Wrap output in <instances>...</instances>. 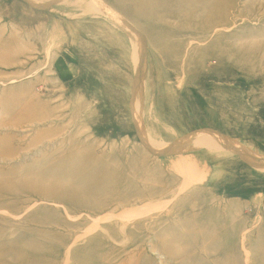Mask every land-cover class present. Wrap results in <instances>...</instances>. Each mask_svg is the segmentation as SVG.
<instances>
[{
  "label": "rangeland",
  "instance_id": "rangeland-1",
  "mask_svg": "<svg viewBox=\"0 0 264 264\" xmlns=\"http://www.w3.org/2000/svg\"><path fill=\"white\" fill-rule=\"evenodd\" d=\"M0 264H264V0H0Z\"/></svg>",
  "mask_w": 264,
  "mask_h": 264
}]
</instances>
